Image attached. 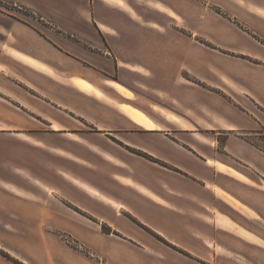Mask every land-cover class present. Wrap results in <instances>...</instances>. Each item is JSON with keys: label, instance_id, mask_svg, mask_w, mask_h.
Wrapping results in <instances>:
<instances>
[{"label": "crops", "instance_id": "crops-1", "mask_svg": "<svg viewBox=\"0 0 264 264\" xmlns=\"http://www.w3.org/2000/svg\"><path fill=\"white\" fill-rule=\"evenodd\" d=\"M18 1L37 10L45 27L33 36L39 46L14 33L13 50L20 55L3 63L8 71L0 70V264H13L2 252L24 264H228L248 260L240 247L264 249V234L256 228L264 229V154L229 142L227 152L238 159L233 163L210 151L214 141L204 133L152 117L154 105L138 102L134 90L129 96L123 79L106 82L118 92L106 90L105 80L116 74L157 77L143 59L119 54L155 52L146 38L159 36L158 24L173 43L174 7L165 0ZM49 51L67 58V67ZM48 82L56 90L50 101L58 105L64 87L98 103L91 102L92 112L61 98L65 107L91 118L104 146L92 135L67 130L70 122L49 110L41 95L47 96ZM103 94L113 103L104 102ZM256 101L264 107V94ZM49 114L56 128L46 120ZM253 117L258 124V115ZM169 127L190 131L194 141L170 139ZM109 143L167 166L145 165L139 155L124 156ZM59 232L93 254L65 246Z\"/></svg>", "mask_w": 264, "mask_h": 264}, {"label": "rangeland", "instance_id": "rangeland-1", "mask_svg": "<svg viewBox=\"0 0 264 264\" xmlns=\"http://www.w3.org/2000/svg\"><path fill=\"white\" fill-rule=\"evenodd\" d=\"M165 2L174 7V13L170 12L175 17L174 23H169V29L174 34L173 43L167 41V37H164L167 33L163 26L158 24L155 28L159 36L153 34L154 39L146 36V43L154 45L155 52L147 49L119 54L125 58L131 56L134 61L136 58L143 59L157 72V77L140 78L135 74L119 77L116 74L110 76L112 80H105L106 90L110 93L114 90L118 92L106 82L123 79L127 83V87L122 85L124 88L140 94L137 97L138 102L144 103L148 109L152 107L153 111L148 110L152 117L172 126L188 127L191 131L204 133L214 141V147L210 148V151L233 163L238 159L232 150H230L232 153L227 152L226 144L229 142H243L264 154V107L259 105L262 102L256 101L262 100L264 94V0H165ZM44 21L42 15L31 6L18 0H0V70L4 68V62L11 61L10 56L16 58L15 55H20L13 50L18 44V38L13 34L31 39L39 46L33 36H37L35 32L40 33L38 28L45 27ZM121 26L128 28L125 22H122ZM27 30H31L32 33ZM173 44L174 52L171 51ZM119 45L121 46V43ZM49 55L64 68L70 62L52 51H49ZM77 66L81 68L80 65ZM149 71L142 70L148 75ZM91 73L93 72H89L90 75ZM153 79L156 82L150 84ZM47 85L48 97L44 92H41V95L50 105H54V108L49 105V110L53 109L54 115L63 116L70 122L67 130L82 137L92 135L98 144L104 146V142L107 141L102 135L95 134L99 130L91 118L88 116L84 118L83 113L71 106L65 107L61 98L65 95L70 100H78L83 108L92 112L93 106H97L98 103L89 96L84 97L75 88L64 87L58 95L60 99L58 105L50 101V98L54 97L55 88H52L50 82ZM95 95L99 98L97 94ZM103 96L101 98L104 102L113 103L109 95ZM129 96L133 97L134 93L130 92ZM159 110L164 111V114ZM253 114L260 118L258 124L254 122ZM171 116L173 118H170ZM233 116L236 121L240 119L242 127L233 123ZM46 120L51 121L50 114ZM52 125L56 128L54 125L58 124L53 121ZM169 130L170 133L166 135L170 139L180 143L184 138L194 141L190 131L183 134L177 129L172 130L171 127ZM111 139L116 141L112 137ZM109 146L127 157L139 155V159L145 165L152 166L155 162L167 166L147 153L128 146L120 148L113 143H109ZM96 178H101V175L96 173ZM256 228L264 234L263 228L259 230L258 225ZM101 230L108 232L109 227L102 225ZM58 235L65 246L78 249L87 255L93 254L71 234L59 232ZM259 244L264 247V244ZM178 249L186 253L183 249ZM240 249L246 252L248 260L230 261L228 264H264V249L251 246ZM1 256L13 264H24L6 252H2Z\"/></svg>", "mask_w": 264, "mask_h": 264}]
</instances>
